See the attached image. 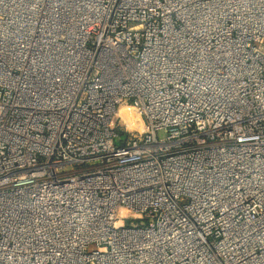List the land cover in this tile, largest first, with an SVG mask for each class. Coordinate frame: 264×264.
I'll list each match as a JSON object with an SVG mask.
<instances>
[{
  "label": "built area",
  "instance_id": "2783aa9c",
  "mask_svg": "<svg viewBox=\"0 0 264 264\" xmlns=\"http://www.w3.org/2000/svg\"><path fill=\"white\" fill-rule=\"evenodd\" d=\"M0 264H264V0H0Z\"/></svg>",
  "mask_w": 264,
  "mask_h": 264
},
{
  "label": "bare ground",
  "instance_id": "6f19581e",
  "mask_svg": "<svg viewBox=\"0 0 264 264\" xmlns=\"http://www.w3.org/2000/svg\"><path fill=\"white\" fill-rule=\"evenodd\" d=\"M28 78V74H27ZM119 115L122 117L123 120L126 121L127 125L129 127H134L135 123L133 120V112L130 111L128 108H125L124 106L119 109Z\"/></svg>",
  "mask_w": 264,
  "mask_h": 264
},
{
  "label": "rangeland",
  "instance_id": "374dc122",
  "mask_svg": "<svg viewBox=\"0 0 264 264\" xmlns=\"http://www.w3.org/2000/svg\"><path fill=\"white\" fill-rule=\"evenodd\" d=\"M136 118H138L137 115H134V113H133V120H135ZM122 129H124V126H120L119 131H122ZM162 136H163V134L160 133V132L157 134V137H158V138H160V137H162Z\"/></svg>",
  "mask_w": 264,
  "mask_h": 264
}]
</instances>
